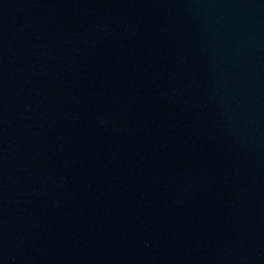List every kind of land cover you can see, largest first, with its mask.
<instances>
[{
  "label": "water",
  "instance_id": "95a60500",
  "mask_svg": "<svg viewBox=\"0 0 264 264\" xmlns=\"http://www.w3.org/2000/svg\"><path fill=\"white\" fill-rule=\"evenodd\" d=\"M0 264H264V0H0Z\"/></svg>",
  "mask_w": 264,
  "mask_h": 264
}]
</instances>
